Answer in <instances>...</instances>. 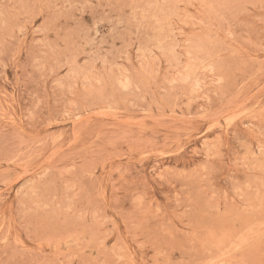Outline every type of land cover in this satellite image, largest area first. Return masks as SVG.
Segmentation results:
<instances>
[{
    "label": "rangeland",
    "instance_id": "rangeland-1",
    "mask_svg": "<svg viewBox=\"0 0 264 264\" xmlns=\"http://www.w3.org/2000/svg\"><path fill=\"white\" fill-rule=\"evenodd\" d=\"M0 264H264V0H0Z\"/></svg>",
    "mask_w": 264,
    "mask_h": 264
}]
</instances>
